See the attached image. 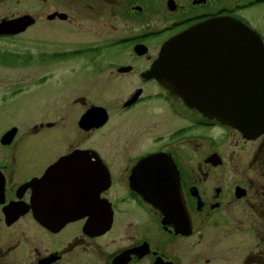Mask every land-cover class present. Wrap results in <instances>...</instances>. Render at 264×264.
I'll list each match as a JSON object with an SVG mask.
<instances>
[{
	"label": "flooded vegetation",
	"instance_id": "af4514ba",
	"mask_svg": "<svg viewBox=\"0 0 264 264\" xmlns=\"http://www.w3.org/2000/svg\"><path fill=\"white\" fill-rule=\"evenodd\" d=\"M0 8V22L32 21L0 39L35 32L41 44L60 35L82 45L0 51L2 67L32 72L0 93L3 107L47 81L52 64L70 63L68 69L81 71L80 86L86 87L84 96L56 102L50 117L40 114L31 123L0 129V264H264V133L244 138L186 106L151 75L167 40L208 20H238L264 45V30L256 23L264 21V0H0ZM214 68L228 81V60H215ZM99 76L117 81L109 83L116 106L90 84ZM59 127L67 131L63 148L43 160L23 157V144ZM100 131L109 154L89 142ZM220 139L248 149L239 177L219 150ZM134 143L141 145L138 150ZM189 147L203 156L192 161ZM154 153L168 154L175 164L185 218L178 209L165 218L131 187L133 169ZM253 169L260 180L250 176ZM49 170L56 193L39 192L33 203L30 185ZM144 174L142 168L141 180ZM59 202L68 208H59ZM238 206L258 222L256 248H250L249 228L232 225L230 213ZM238 233L242 241L230 249ZM206 236L209 255L202 248Z\"/></svg>",
	"mask_w": 264,
	"mask_h": 264
},
{
	"label": "water",
	"instance_id": "95a60500",
	"mask_svg": "<svg viewBox=\"0 0 264 264\" xmlns=\"http://www.w3.org/2000/svg\"><path fill=\"white\" fill-rule=\"evenodd\" d=\"M26 22L24 18L3 20L0 35L20 32L32 21ZM214 51L222 54L217 56ZM215 60L229 61L228 81L217 74ZM151 75L188 107L237 129L244 138L255 139L264 133V45L259 35L240 21L208 20L167 40L160 49ZM152 163L169 171L175 190L178 188L175 198L156 199L152 188L139 178L140 164L144 168ZM51 173L49 170L41 181L30 185L34 193L33 203L38 202L35 196L39 192L49 196L56 193L51 184ZM131 187L159 209L165 218L172 219L175 209L185 218L176 167L168 154L154 153L140 160L133 169ZM45 201L49 203L51 200ZM68 205L59 202V208H68Z\"/></svg>",
	"mask_w": 264,
	"mask_h": 264
},
{
	"label": "rangeland",
	"instance_id": "374dc122",
	"mask_svg": "<svg viewBox=\"0 0 264 264\" xmlns=\"http://www.w3.org/2000/svg\"><path fill=\"white\" fill-rule=\"evenodd\" d=\"M29 1V0H26ZM24 7V6H23ZM35 8V7H34ZM2 9L0 8V11ZM34 11V10H31ZM256 23L259 25L260 28L264 30V21L260 19H256ZM32 30V29H31ZM35 30V29H33ZM35 32L32 34L21 35L14 38H4L0 39V51L4 50H14V51H36L39 48L47 49V51H53V50H67L69 48H81L82 45L79 44L78 41H76L74 38L71 37H62L60 35H55L51 39H46V42H43L42 44L37 42L34 39ZM85 58L86 57H82ZM89 62V61H88ZM92 64L91 62H89ZM3 63H0V93L5 91L7 88V85L10 82L16 81L19 79V77L22 76V74L29 71H24L22 69L15 68L12 70H8L4 67H2ZM54 66V68H52ZM70 66V63H59V64H52L50 65L49 69L50 75L49 79L42 84H40L35 89L28 91L24 94L18 95L15 99H11L9 101L8 106L3 107L4 104L0 103V113H2V116H0V129H3L8 124L13 123H31L34 120L40 118V114L50 117L52 114V108L54 105H58L56 102H60L63 98L71 97V95L74 96H84L86 94V87L83 85V87L80 86V77L82 76L81 71H75L73 74L68 69ZM67 68V71L65 69ZM32 73V72H31ZM103 76V75H102ZM98 79H91L90 84L96 83L95 87L96 90L99 93H102L101 98L104 100L113 101L114 106H116L115 98L114 96V89L109 83H117V81H110L109 77H101ZM30 79H23L22 81H27ZM128 81V80H127ZM97 83L100 84V86L104 87L99 88L97 86ZM121 85V84H120ZM93 88V87H92ZM93 90V89H92ZM94 92V91H93ZM99 93L96 95L98 97ZM122 94H126L125 89H123ZM23 120V121H22ZM173 121V120H171ZM67 128V126H66ZM104 131H100L96 133L89 142L92 144H95L97 146H101L104 148L105 152L109 154L106 148L108 145L106 143V140L104 139ZM67 131L66 129H62V127H59L57 129L50 130L48 132H44L42 135H39L36 137L37 140L32 141V143H25L23 144L22 148V154L23 157L31 156L33 159L39 158L43 160L45 158H49L55 150L57 146L58 149H61L65 146V138ZM219 135H221V132H219ZM64 137V138H63ZM108 141V140H107ZM230 141V140H229ZM229 141H223L220 139V146L219 150L222 152V154L225 157V161L233 163L235 167V175L238 176V168L243 169L246 168L248 163V149H242L239 146H235L233 144H229ZM141 145L139 143L132 144V148L134 147L133 151L138 150ZM100 147V148H101ZM186 152L187 156L192 158V161H195L196 159H200V156H203V154L199 153L198 151H193L191 147ZM194 152H192V151ZM132 151V152H133ZM197 157V158H196ZM196 158V159H195ZM257 170H252L250 172V176L254 179H259V174H256ZM260 180V179H259ZM235 211L231 212V216L234 217L232 220V225L236 226L239 229L247 230L250 229V248H256V242L258 241L254 235V230L258 227V222L256 219L249 213L247 210H242L241 206L235 207ZM231 220L229 223H231ZM248 231V230H247ZM247 231L243 233L244 235L247 234ZM241 236L242 234L238 233L236 234V237L234 239L235 243L233 246L230 247V249H236L238 242H241ZM221 241H228L226 239ZM245 241V240H243ZM211 242V237H207L203 239L202 242V248L203 250L207 251V255H209L208 251H212V248L207 247L206 244ZM246 243V241H245ZM211 255H213L211 253ZM210 255V256H211ZM188 258L190 256L187 255ZM212 257V256H211ZM187 258V259H188ZM190 259V258H189ZM193 259V258H192ZM190 262V261H188ZM191 264V262H190Z\"/></svg>",
	"mask_w": 264,
	"mask_h": 264
},
{
	"label": "bare ground",
	"instance_id": "6f19581e",
	"mask_svg": "<svg viewBox=\"0 0 264 264\" xmlns=\"http://www.w3.org/2000/svg\"><path fill=\"white\" fill-rule=\"evenodd\" d=\"M140 167L142 169V164H140ZM144 169L145 178L143 179L147 180V184L152 188L153 192L156 193V199L168 200L170 198H175L178 195V188L176 187L175 190V186H173V178L171 176H167L170 173L165 167L152 163L145 166ZM155 171L156 176H153L152 174H154ZM175 192L177 193L176 196L174 194Z\"/></svg>",
	"mask_w": 264,
	"mask_h": 264
}]
</instances>
